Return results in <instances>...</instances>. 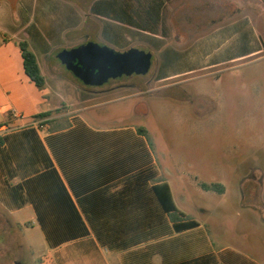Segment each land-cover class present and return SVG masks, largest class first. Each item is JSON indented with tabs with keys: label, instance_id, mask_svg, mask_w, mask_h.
<instances>
[{
	"label": "rangeland",
	"instance_id": "374dc122",
	"mask_svg": "<svg viewBox=\"0 0 264 264\" xmlns=\"http://www.w3.org/2000/svg\"><path fill=\"white\" fill-rule=\"evenodd\" d=\"M89 2L64 0V11L81 18L69 26L49 6L45 24L63 27L51 34L37 21L36 6L31 16L23 0H0V63L6 62L2 52L9 43L22 69L18 45L26 42L53 90L42 102H57V111L65 113L82 109L97 125H110L136 107L139 117L130 121L145 128L178 208L200 224L186 235L191 245L201 242L194 252L228 250L223 264L233 252L245 262L264 264V0L257 18L236 21L235 29L210 37L200 33L221 21L165 18L153 30L158 35L142 33L96 18ZM10 21L21 28L12 30ZM28 26L42 38H34ZM89 41L116 52H150V71L102 87L84 86L56 55ZM176 73L182 74L160 81ZM201 184L222 185L224 191H205ZM41 237L37 228L13 226L0 209V264H49Z\"/></svg>",
	"mask_w": 264,
	"mask_h": 264
},
{
	"label": "crops",
	"instance_id": "0c3cea01",
	"mask_svg": "<svg viewBox=\"0 0 264 264\" xmlns=\"http://www.w3.org/2000/svg\"><path fill=\"white\" fill-rule=\"evenodd\" d=\"M89 1L88 12L96 18L151 34H157L153 30L165 18H189L221 21L200 33L215 36L235 29L236 21L257 18L260 12V0ZM23 3L31 16L36 6L37 21L50 33L63 31L60 25L55 29L45 24L50 8L64 26L81 19L72 9L64 11V0ZM8 26L21 28L12 21ZM29 28L34 38H42L35 27ZM9 49L8 43L2 52L6 62L0 63V209L13 226L39 230L49 264H223L227 260L228 250L194 252L201 242L191 245L195 242L186 235L200 224L178 208L147 132H139L145 128L130 121L139 117L136 107L102 126L92 116H83L82 109L65 113L57 111V102L46 106L42 100H49L46 93L53 90L46 80L44 89L38 90L24 72L20 48L22 69ZM182 73L163 75L160 81ZM188 221L197 226L176 229ZM229 255L225 264H257L243 261L236 252Z\"/></svg>",
	"mask_w": 264,
	"mask_h": 264
},
{
	"label": "water",
	"instance_id": "95a60500",
	"mask_svg": "<svg viewBox=\"0 0 264 264\" xmlns=\"http://www.w3.org/2000/svg\"><path fill=\"white\" fill-rule=\"evenodd\" d=\"M57 60L87 87H102L121 77L145 76L152 65L150 52L131 48L116 52L107 46L89 41L60 51Z\"/></svg>",
	"mask_w": 264,
	"mask_h": 264
},
{
	"label": "trees",
	"instance_id": "16d2710c",
	"mask_svg": "<svg viewBox=\"0 0 264 264\" xmlns=\"http://www.w3.org/2000/svg\"><path fill=\"white\" fill-rule=\"evenodd\" d=\"M19 48L21 51L22 59H23V67H24L25 74L30 79V81L34 83V85L38 88V90H43L44 86H45V79L40 72V68L38 66V63H37V60H36L34 53L29 50L26 42H20ZM121 78H119V79H121ZM76 80H78V79H76ZM110 81H112V80H110ZM139 132L143 135H146L145 129L140 128ZM201 187L205 191H216L218 193H223V191H224V188L222 185L221 186L220 185L209 186L206 184H201ZM163 188L166 189V187H164V186H163ZM164 191H165V193L167 192V190H164ZM194 226H197V223L195 221H188V222H185L183 224L177 225L176 229L177 230H183V229H187V228H192Z\"/></svg>",
	"mask_w": 264,
	"mask_h": 264
}]
</instances>
